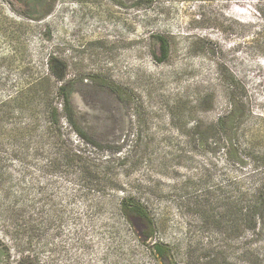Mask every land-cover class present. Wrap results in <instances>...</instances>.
Segmentation results:
<instances>
[{"label":"rangeland","instance_id":"rangeland-1","mask_svg":"<svg viewBox=\"0 0 264 264\" xmlns=\"http://www.w3.org/2000/svg\"><path fill=\"white\" fill-rule=\"evenodd\" d=\"M50 58L104 149L63 118L48 142L37 104L62 114L56 89L31 111L7 104L49 78ZM260 187L264 0H0V264H162L156 243L171 264H264V217L252 229L234 206ZM126 198L147 223L119 211Z\"/></svg>","mask_w":264,"mask_h":264},{"label":"trees","instance_id":"trees-1","mask_svg":"<svg viewBox=\"0 0 264 264\" xmlns=\"http://www.w3.org/2000/svg\"><path fill=\"white\" fill-rule=\"evenodd\" d=\"M160 42V49H161V58H158L159 62H164L165 58L167 56V47L164 40L159 38L158 40ZM66 64L57 58H50L49 61V78L41 79L36 82L33 86L28 87H22L20 88L16 94L11 98V100L7 104H12L13 107L18 112L22 111H31L33 108H31L30 104V95L31 94H39L40 92H47L51 93L53 89L57 90V94L60 95V97L63 100L62 104V114H59L57 108H55L51 101H46L44 98H39L37 106H43V112H45V125L44 132L48 140H52L50 144L58 146L59 143H62L61 141V126H60V119L63 118L66 122V124L70 127L73 134L78 137L83 143L86 145H90L94 149L101 150L104 149V147L97 143L94 139H92L90 136H88L82 129L77 125L75 114L72 111L69 97L71 93L73 92V85L71 82L64 81L66 78ZM234 83H236V78L234 77ZM11 105V106H12ZM235 111V108H234ZM223 121V118L220 120V122ZM35 126L33 123H29L27 127L21 128V133H28L33 131ZM51 134V135H50ZM55 146V147H56ZM65 158V155L63 156ZM67 159H71L74 163H80L82 166L85 165L84 157L77 151L74 153H66ZM82 175V173H80ZM243 196L245 198V195L239 194L238 198L234 197V206H238L241 208V210H245L246 213H251V228L254 229L257 225V222L264 217V195H263V188H257L254 190L253 195L248 197L246 200L242 201L240 200V197ZM132 200L130 198L123 199L120 203L119 211L126 217H136L144 222L147 220V215L145 214L146 209L142 206H137L136 204L131 202ZM131 203L133 206H131ZM147 223V222H146ZM146 227L148 228V231L146 232V238L149 239L153 236V228L151 224H146ZM3 249L1 252L7 254L8 249H6L5 246H2L0 244V250ZM152 251L154 252V256L156 259H159L162 264H171L170 263V252L167 245L163 243H156L153 245ZM9 261V260H7ZM33 262V259H29L27 256H19L18 264H31Z\"/></svg>","mask_w":264,"mask_h":264}]
</instances>
